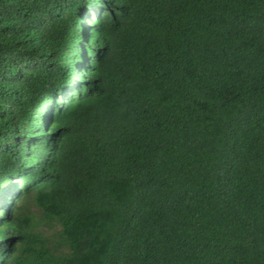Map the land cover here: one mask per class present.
Wrapping results in <instances>:
<instances>
[{"label":"trees","instance_id":"trees-1","mask_svg":"<svg viewBox=\"0 0 264 264\" xmlns=\"http://www.w3.org/2000/svg\"><path fill=\"white\" fill-rule=\"evenodd\" d=\"M0 264H264V0H0Z\"/></svg>","mask_w":264,"mask_h":264},{"label":"clouds","instance_id":"clouds-1","mask_svg":"<svg viewBox=\"0 0 264 264\" xmlns=\"http://www.w3.org/2000/svg\"><path fill=\"white\" fill-rule=\"evenodd\" d=\"M83 22H86V25H88V23H87V19L85 18V17H83ZM89 26V25H88ZM90 27V26H89Z\"/></svg>","mask_w":264,"mask_h":264},{"label":"rangeland","instance_id":"rangeland-1","mask_svg":"<svg viewBox=\"0 0 264 264\" xmlns=\"http://www.w3.org/2000/svg\"><path fill=\"white\" fill-rule=\"evenodd\" d=\"M82 64V63H81Z\"/></svg>","mask_w":264,"mask_h":264}]
</instances>
